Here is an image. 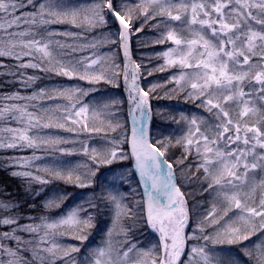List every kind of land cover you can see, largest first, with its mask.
Instances as JSON below:
<instances>
[{"label": "snow or ice", "instance_id": "snow-or-ice-1", "mask_svg": "<svg viewBox=\"0 0 264 264\" xmlns=\"http://www.w3.org/2000/svg\"><path fill=\"white\" fill-rule=\"evenodd\" d=\"M27 8L32 10L25 11ZM157 18L164 23L186 21L193 38L181 39L172 29L161 34L155 44L171 41L175 47L157 54L164 63L153 71L179 67L180 74L172 77V81L186 94L187 100L204 108L214 118L209 122L203 117L193 115L189 119L182 114L181 121H187L188 131L176 140V144L183 145L188 152L195 144L197 154L203 157L197 164V173L202 169L203 178L198 174L185 178L199 180L202 194L215 193L213 199L219 201L202 215L191 235L186 227L191 225V216L196 213L188 207L185 194L177 186L173 165L163 160L172 146L171 138H167L168 142L152 143L144 123V119L151 116L149 95L159 86L153 85L144 91L138 83L142 65L132 60L133 36L141 34L148 23ZM138 22H141L139 27L136 26ZM55 24H71L89 30L118 26L115 32L105 34L100 43L119 44L123 52L129 116L139 111L141 126L133 128L130 142L126 136L107 139L109 131L115 133L125 128L118 121L113 123L120 114L122 99L101 96L85 102L98 89L41 88L28 97L18 92L4 97L6 100L47 99L55 107L44 109V114L29 112L26 104H8L0 108V119L12 114L26 125L0 129L5 134L0 136V149L43 147L45 151L73 155L64 145L77 141L52 135L33 136L31 130L62 129L76 135L103 132L110 147L102 151L90 148L87 141H79L82 154L97 171H92L89 165L66 166L67 162L61 160H55L43 170L52 180L87 188L93 186L94 177L100 178L97 172L101 166L111 165L117 159L131 160L127 175L139 176L138 183L143 185L147 200L129 204L136 189L121 191L118 186L107 185V190L102 188L98 194L76 204L53 221L41 217V224L20 225L16 217L0 216V226L11 229L0 234V264H56L60 259L65 264H264V0H136L134 3L122 0L119 5L115 0H93L87 6L69 5L66 0H0V58L8 57L17 62L14 65L17 71L12 74L24 87L39 79L25 76L23 70L28 68L90 84L112 83L113 77L119 75L114 72L110 76L103 67L102 62L108 59L106 56L76 59L74 54L79 48L95 49L97 43L80 45L78 33L50 31L48 26ZM21 28L23 30H19ZM58 36L66 39L61 41ZM57 100L62 103H56ZM126 143H130V153L121 149ZM186 158L177 160L181 168ZM11 159L28 165L40 157ZM81 168L87 171L76 174ZM13 175L32 177L45 185L52 182L34 176L31 171L14 172ZM117 175L122 184L128 183L124 172ZM205 183L206 188L203 187ZM70 195L60 193L44 201L42 206L60 208ZM16 207L18 205L12 202L0 200V209L7 211ZM105 209L112 212L107 240L102 246L88 249L83 260L74 259L73 254L85 247L84 241L95 227L96 216L103 215ZM117 227L124 239L114 243ZM141 228L157 233L158 243L145 249L135 235ZM41 229L44 233L35 244L17 235L21 231L37 234ZM57 233H73L81 246L63 249L53 239ZM253 238L257 239L255 244H245ZM5 239L15 240L17 247L6 246L2 243ZM193 240L196 243L189 247V241ZM21 245L32 246L22 248ZM23 252H30L31 258L22 255Z\"/></svg>", "mask_w": 264, "mask_h": 264}, {"label": "rangeland", "instance_id": "rangeland-1", "mask_svg": "<svg viewBox=\"0 0 264 264\" xmlns=\"http://www.w3.org/2000/svg\"><path fill=\"white\" fill-rule=\"evenodd\" d=\"M93 0H66V3L69 5H77V6H87L91 4ZM122 2V0H115V3L119 5ZM128 2H131V0H128ZM31 8L25 9V11H31ZM169 29L176 28V24H180L182 27V30L180 29V35L178 36L181 39H191L193 36L191 35V32L187 28L186 21L183 22H168ZM49 30H55L57 32H64V31H71L73 33H78L79 35H83L85 32L87 35L84 34V36L80 37L78 43L80 45H89L91 43H97V48L93 49L91 47H81L77 50V52L74 54L76 59L81 58H87L92 57L93 59L97 56H106L108 59L106 61H103V67L108 70L109 75L111 76L112 73H119L118 76L113 77L112 83H107L105 81H100L98 84H90L88 81H83L79 79H68L66 77L57 76L53 72H44L40 69H24V75L25 76H36L39 77L34 83H32L28 87H24L18 80L15 75L12 73L16 72L17 69L14 67V65L17 63L12 58L3 57L0 58V62H2L3 66H0V108L4 107L8 104H20V105H28V111L33 113H39L44 114V109L48 108H54L55 104L52 101H49L47 99H37V100H6L4 99L5 96H10L13 93H19L20 96L28 97L31 96L34 92H38L41 88H47V89H53V88H60V87H79L84 89L85 91H89L93 88L98 89V92L93 93V95L89 96L85 102H92L95 99H99L101 96H103L105 99L108 98H119L123 100V104L119 108V115L116 116L113 120V123L120 122L125 125V128H122L118 130L117 132L113 133L109 131L107 133V139H110L111 137L115 136L117 139H119L121 136H126L127 140L130 141V135L129 134V126L127 125V115H125V108H126V100L124 96L125 91V80H124V55L123 52L120 50L119 44H105L100 43V40L102 37L109 33V32H115L116 29L113 27L110 28H95L92 30H89L87 28L83 29H77L76 27H73L71 24L69 25H63V24H55L48 26ZM148 29H151L152 31H156L154 26H150ZM168 29V30H169ZM15 30V29H14ZM23 30V28L19 29ZM174 30V29H173ZM210 31V30H209ZM178 31H176L177 33ZM178 34V33H177ZM184 35V37L182 36ZM57 39H60L61 41L65 40V37L58 36ZM111 39V37L109 38ZM132 41L131 40V49H132ZM144 40V47H140L139 49L135 50V53L137 51V56L133 61L136 64H139V61H142L144 58L143 52L146 50L145 47L149 48L151 51L150 53H154L155 51L163 52L167 50L168 48L175 47L174 44H172L171 41L166 46H163L162 48L158 46H153V43L151 41ZM159 52V53H160ZM132 55H133V49H132ZM146 55V54H144ZM151 56V55H149ZM28 58H25V61H27ZM152 61V60H151ZM147 62V59H146ZM118 66V67H114ZM97 71H100V68L97 67ZM129 71H131V68H129ZM180 68L174 67L170 68L168 71V74L170 77L178 76L180 74ZM129 82H131V76H129ZM141 80V79H140ZM138 83L140 85V82L138 80ZM141 87V86H140ZM248 90L247 88L245 89ZM127 93V92H126ZM128 94V93H127ZM56 103H62V101L57 100ZM150 108L152 110V104L150 103ZM170 103L167 104L169 106ZM173 105V102L172 104ZM184 106V104H181ZM176 104L177 107L182 108L183 107ZM165 108V106H164ZM180 110V112L176 113L175 115H170L168 111L163 109L161 112L163 115L156 116L154 121L149 120V124L151 125V131L149 133L150 139L159 141V140H165V142H168L167 138H171V147L166 152V156L171 159V161L174 163V165L177 167L178 170V177L180 180V184H182L185 187V198L188 201V207L195 212V215L191 216V225L186 227V232L191 235L193 233V229L196 227L197 222L202 218V215H206L208 211L211 210V207L213 203H218V201H214L215 193H203L202 194V188L201 183L199 180L197 181H191L190 179H186L185 176H192L193 174H198L201 178L204 176V172L201 169L199 173H197V164L200 163L203 159L201 155L197 154V149L195 144L192 146L190 152L186 151V155L183 153V149L185 147L182 145H177L176 140L184 137L185 134L188 131V123L187 121H181V115L187 116L189 119L193 115H196L198 117H203L209 122H212L214 118H212L209 113L204 110H200L199 107L196 109H193V111L189 110ZM113 111H116V109H113ZM153 111V110H152ZM206 114V116H204ZM15 115H18L15 114ZM175 118L173 120L172 118ZM151 118V117H150ZM146 122V119L144 120ZM47 122V121H45ZM26 125L21 124L16 119L13 118L12 114L7 115L5 118L0 119V129H4L6 127L11 128H23ZM95 126V125H94ZM207 127V125H205ZM264 130V129H262ZM31 134L33 136H60L63 137L66 140L69 141H77V143H68L64 145L67 149L71 150L74 154L73 155H61L59 152H51V151H45L43 147L41 148H27V147H17L14 149H0V163L1 165L6 166L7 172L9 175H13L14 172H24V171H31L34 176H40L42 179L52 180V177L46 173L43 169L46 166H51L55 160H61L67 162L66 166L74 167L77 165H89L92 169V171H97L96 166L94 164H91L88 157L83 155L81 152V146L79 141H87L89 143L90 148H96L98 151H102L106 148H109L110 145L106 143V137L105 134L102 132L100 134H94V133H80L79 135H76L75 133H69L62 129H32ZM5 135L4 133L0 132V136ZM10 135V134H9ZM5 142H8L7 140ZM153 142V141H152ZM129 143L123 144L121 146V149L124 152H128ZM186 150V149H185ZM182 152V154L178 152ZM176 152V154H175ZM200 152H203V145L200 146ZM91 154V153H90ZM182 155H185L187 158L184 161L183 167L181 168L177 164V160L183 158ZM40 157L38 160H32L30 164L24 165L23 161H20V163H15L11 158H27V157ZM22 165V166H21ZM132 166V163L130 160H119L117 159L114 161L111 165H104L101 166L97 172V176L100 177L99 179L94 177L93 178V186L87 187V188H81L78 186H74L70 184L73 189V193H71L69 199H67L60 208L52 207L50 209H45L42 205L43 202L51 197H57L60 193H64L62 190L60 191L59 186L60 182L59 180H52L49 184H41L39 181L33 179L32 177H23V176H16L19 180H14L18 186H20V190L24 191L25 195L27 196V199H24V202L32 208V211L28 214L26 211H22V213L16 212V209H9L7 211L0 209V216H12L18 218V222L20 225H36L41 224V217H47L45 216V212H49L50 215L56 214L53 218H48L49 221L56 220L60 218L61 216L65 215L69 209L74 207L76 204L82 203L84 201L89 200L93 194H98L101 189L107 190V185H113L118 186L121 191H128L129 188L136 189V193L133 195V197L128 201L129 204L133 203L136 200L140 201H146L147 197L143 194H141L138 184V177L137 175H127V170L130 169ZM39 169V171H38ZM110 169V171H109ZM87 171L85 168H81L79 173L76 174H83ZM120 172H124L126 174V178L128 183L122 184L119 180V176L117 175ZM101 174H103L101 176ZM104 177H115V179L111 180H105ZM138 179V180H137ZM29 182H32L30 185L33 186V184H37L34 187V190L31 188H27L30 185H27ZM204 188L207 187V184L205 183L203 185ZM80 191V192H79ZM69 193V189L65 191L64 194ZM80 193V194H79ZM33 194V195H32ZM79 194V197L77 196ZM75 199L73 202L72 200ZM210 201L207 203V200ZM19 200V199H18ZM2 201L9 202L6 199H2ZM71 201V202H70ZM59 202V201H57ZM207 204L209 205L207 208ZM39 205V206H38ZM86 208L88 205L85 203L84 205ZM143 207V206H142ZM60 210V211H59ZM106 212L104 213V220L101 219L100 215L96 216V219L93 221V224L95 227H93L89 231V238L87 241H84L85 247H82V251L78 254L74 253L73 258L77 260H83L85 252L90 248H96L99 246H102L104 242L107 240L106 233L110 227H112V212L108 209H105ZM59 211V212H58ZM56 212V213H55ZM58 212V213H57ZM93 215H96L93 212ZM106 218V219H105ZM126 223H131V221H127ZM140 227V225H138ZM211 230V229H209ZM11 229L7 226H0V234L4 232H9ZM63 231V229H61ZM44 233V229H41L39 233L37 234H30L27 232H18L17 235H19L24 241H33V244L39 241L40 236H42ZM70 234V235H69ZM197 235L199 233H196ZM136 239L141 241L142 246L146 249L150 247L153 243H158V234L153 233L151 229H144L141 228V232L135 233ZM53 239L55 242L63 249H69L73 246H81V242L74 238L73 233H67L66 235H60L57 233ZM123 235L119 232V227H117L116 232L113 235V241L114 243L117 241L123 240ZM257 242V239L253 238L251 242H245V244L251 243L255 244ZM3 244L6 246H10L12 248L17 247V243L15 240H8L5 239L2 241ZM196 243L195 240L189 241V247L191 244ZM32 245H21L22 248L31 247ZM50 245H42V247H46ZM238 251L239 249H235ZM22 255L25 257L31 258L30 252H23ZM58 255H62V253H58ZM3 259H7V257H3ZM52 258L49 257V260ZM56 264H65L64 260L60 259L56 261Z\"/></svg>", "mask_w": 264, "mask_h": 264}, {"label": "trees", "instance_id": "trees-1", "mask_svg": "<svg viewBox=\"0 0 264 264\" xmlns=\"http://www.w3.org/2000/svg\"><path fill=\"white\" fill-rule=\"evenodd\" d=\"M88 1H90V0H88ZM132 1H133V3L136 2V0H131V2ZM141 22H138L136 26L139 27ZM182 24H183V22H182ZM63 25H69V24H63ZM157 25H159V27H157ZM176 25H177V29L176 28H173V29L175 31H178L177 35L179 36L180 35V29L182 30V27L180 26V24L179 25L176 24ZM150 26H154L156 31H152L151 29H148ZM110 27L117 29L118 26L117 25H109L106 28H110ZM168 27H169L168 23L161 22V20L159 18H157L156 20L150 21L148 23V25L144 28V31L141 34L134 35L133 41H132V49H133L134 59L137 56V51L135 53V50L136 49L138 50L139 46L141 48L144 46V43H140L141 41L144 42V40H146V43L148 44L147 41L149 40L153 43V46L156 45L159 47V45H160L161 48L163 46H166L169 43V41L165 44H162V45L161 44H155L154 41L156 39H158L161 36V34L166 33L169 29ZM77 29H80V28H77ZM84 34L87 35L84 32L83 35H79V36L82 37V36H84ZM182 36L184 37L183 34H182ZM142 44H143V46H142ZM145 49L146 50L143 52V55H142L144 58L142 59V61H139V64L142 65V67L139 70L140 76H141V78H140L141 81H139V82L141 83V86L144 89V91H148L153 85L159 86V87H157L155 92L150 93V95H149V101L152 104V110H153L152 111L153 121L156 118V116H161V112L163 111V109L168 111L170 113V115L171 114L175 115L176 113L180 112V110L182 108L177 107L176 104L181 105L183 103L184 106L181 105L183 107V109L189 110L190 112L193 111V109H196L197 104L187 100L186 94L184 92H181L179 86L175 82L172 81V78L168 74V71L170 70V68L166 69L163 72L153 71V69H158L159 66H161L164 63L162 58L157 57V54L160 51L156 50L155 54H154V53H150L151 50L149 48L145 47ZM144 54H146V55H144ZM149 55H151V56H149ZM146 59H147V62H146ZM149 72H152V74L149 75L148 74ZM172 102H173V105H171ZM168 103H170L169 106H167ZM164 106H165V108H164ZM233 107H235V106H233ZM199 108L202 111L205 110L202 107H199ZM204 116H206V114H204ZM151 141H153L152 143H155L154 139ZM185 152H186V150L183 149V153L186 155ZM128 153H129V149H128ZM178 153L182 154L181 151ZM175 154H176V152H175ZM185 155H182V156L186 157ZM164 159L173 165L174 171L176 172V178H177V183H178L177 185L180 187L181 191L184 193L185 187L182 184H180L177 167L174 165V163L171 161V159L169 157H167L166 155L164 156ZM6 170H7L6 166L1 165V163H0V200L6 199L7 201L18 205V207H16L17 208L16 212H18L19 214L22 213V211H26L29 214L30 211H32V208H30L24 202V199H27V196L25 195L24 191L20 190V186H18L17 183L14 181V180H19V179L17 177H14L12 174L9 175ZM257 179H259V176H257ZM31 183L32 182H29L27 185H30ZM35 185H37V184H33V186L30 185L27 188L30 189L31 187H34ZM73 188L74 187H72L70 184H67V183L62 181V182H60V186L58 189H60V191L62 190L64 193H65V191H67L69 189V193H66V194H71V193H73V191L71 190ZM31 189L34 190V188H31ZM79 194H77L78 197H79ZM74 200L75 199H73L72 202ZM209 201H210V199L207 200V203ZM217 204H219V201ZM208 206L209 205L207 204V208H208ZM49 212L44 213V215L48 216V218H53L56 215V214L50 215ZM105 212H106V210L104 211V213ZM100 217H101V219L104 220V214L100 215ZM65 235L67 236V234H65Z\"/></svg>", "mask_w": 264, "mask_h": 264}]
</instances>
